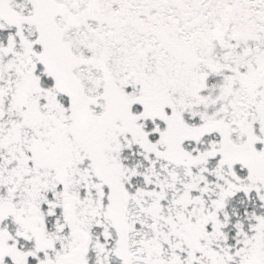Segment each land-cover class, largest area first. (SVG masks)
Returning <instances> with one entry per match:
<instances>
[{
  "label": "snow or ice",
  "instance_id": "snow-or-ice-1",
  "mask_svg": "<svg viewBox=\"0 0 264 264\" xmlns=\"http://www.w3.org/2000/svg\"><path fill=\"white\" fill-rule=\"evenodd\" d=\"M0 264H264V0H0Z\"/></svg>",
  "mask_w": 264,
  "mask_h": 264
}]
</instances>
